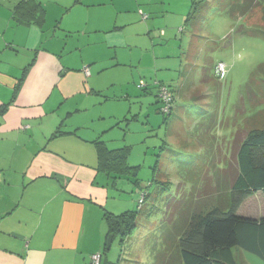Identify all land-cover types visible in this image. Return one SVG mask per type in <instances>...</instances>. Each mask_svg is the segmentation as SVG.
Listing matches in <instances>:
<instances>
[{"label": "rangeland", "instance_id": "374dc122", "mask_svg": "<svg viewBox=\"0 0 264 264\" xmlns=\"http://www.w3.org/2000/svg\"><path fill=\"white\" fill-rule=\"evenodd\" d=\"M231 1L233 9L245 12L238 0ZM121 2L134 21L117 32L112 25L107 33H115L121 41L118 48L115 42L111 48L114 53L116 48L120 51L121 70L114 78L125 91L132 89L133 79L139 88L141 82L152 86L162 80L176 89L177 100L170 118L165 119L159 111L162 104L153 93L145 95L147 90H141V105L139 98L124 101L126 92L109 87L103 93L110 98L104 113L109 116L108 125L114 127L97 142L104 141L109 149L128 146V164L138 166L136 179L117 181L120 210L137 209L139 193L147 190L150 197L144 210L149 207L151 213L139 211L132 234L115 237L110 249L103 250L102 264H157L156 255L167 234L186 228V217L202 206L206 188L218 185L209 204L231 203L226 173L231 171L236 134L264 128V75L256 76L264 64V1L239 18L227 12L229 0ZM121 10L122 17V6ZM99 14L90 15L91 21H98ZM142 14L149 18L143 20ZM219 63L227 65L224 78L216 72ZM180 82L185 85L181 90ZM92 111H101V107ZM262 210L264 195L260 192L238 213L261 216ZM167 246L173 255L175 245ZM233 253L237 264L248 259L264 261L240 247L233 248Z\"/></svg>", "mask_w": 264, "mask_h": 264}, {"label": "crops", "instance_id": "0c3cea01", "mask_svg": "<svg viewBox=\"0 0 264 264\" xmlns=\"http://www.w3.org/2000/svg\"><path fill=\"white\" fill-rule=\"evenodd\" d=\"M19 1L0 2V264H92L108 240L105 214L125 212L117 181H132L102 168L95 142L114 127L104 113L109 87L142 104L134 79L125 91L114 78L121 41L107 35L134 20L121 0H36L45 20L25 23Z\"/></svg>", "mask_w": 264, "mask_h": 264}, {"label": "trees", "instance_id": "16d2710c", "mask_svg": "<svg viewBox=\"0 0 264 264\" xmlns=\"http://www.w3.org/2000/svg\"><path fill=\"white\" fill-rule=\"evenodd\" d=\"M263 1L238 0L239 4L244 5L245 12H243L238 8L239 11L233 9L232 1L229 0L226 9L233 17L239 18L243 17V13L249 14V10L254 9ZM14 12L17 20L25 23L32 19L44 21L46 17L44 4L36 0H20L15 6ZM262 19L264 20V15H262ZM262 75H264V64L258 67L256 76ZM163 85L171 88L173 92L174 101L170 110L163 112L162 105L159 107V111L165 114V119H169L177 100L176 92L164 81L157 82L155 85L157 88L156 100L159 103L163 104L159 97ZM149 86L140 84L142 89H147ZM96 143L104 170L115 173L117 176L136 179L138 166L128 164L130 151L128 146L109 149L104 141H96ZM235 147L231 160V171L226 173L228 186L232 189L231 203L227 202L224 206L214 201L209 204L218 185L215 187L210 185L206 188L202 206L186 217V228L182 231L177 228L178 232L171 233V236L167 234L164 248L162 247L156 255L157 264H178L179 261L184 264H237L233 253L235 247L254 253L264 260V216L253 218L238 213L240 206L247 198L260 192L264 195V128L253 127L246 132H238ZM210 189L212 191H209ZM141 193H144V201L140 206L138 199L136 210L125 211L121 214L110 212L105 214L109 227L108 238L111 236L112 242L117 236L124 239L132 234L139 217V211H145L147 214L149 207L144 210V205L150 194L147 190H142L139 197ZM149 213L151 211H148ZM169 243H173L176 247V252L173 255L167 251ZM104 249L105 251L110 249L108 240Z\"/></svg>", "mask_w": 264, "mask_h": 264}, {"label": "built area", "instance_id": "2783aa9c", "mask_svg": "<svg viewBox=\"0 0 264 264\" xmlns=\"http://www.w3.org/2000/svg\"><path fill=\"white\" fill-rule=\"evenodd\" d=\"M144 17H146V15ZM85 72H86V74L90 73L88 67L85 68ZM216 72L218 73V75L221 78H224L226 76V74L228 73L227 65L225 63H219L216 66ZM142 85H143V83H142ZM159 97L163 101V104L161 107L162 111L168 112L170 110L171 106L173 105L172 103L174 101L173 92H172L171 88H169L166 85L161 86ZM143 201H144V193H141V195L139 197L140 206L143 203ZM91 259H92V264H101L102 253L93 254Z\"/></svg>", "mask_w": 264, "mask_h": 264}, {"label": "water", "instance_id": "95a60500", "mask_svg": "<svg viewBox=\"0 0 264 264\" xmlns=\"http://www.w3.org/2000/svg\"><path fill=\"white\" fill-rule=\"evenodd\" d=\"M111 245H112V237L109 236V238H108V248H110Z\"/></svg>", "mask_w": 264, "mask_h": 264}]
</instances>
